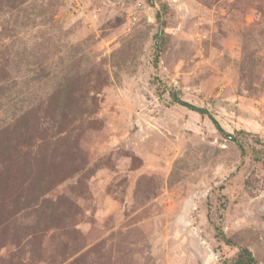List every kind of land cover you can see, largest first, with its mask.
<instances>
[{"label":"rangeland","instance_id":"rangeland-1","mask_svg":"<svg viewBox=\"0 0 264 264\" xmlns=\"http://www.w3.org/2000/svg\"><path fill=\"white\" fill-rule=\"evenodd\" d=\"M242 248L264 264V0H0V264Z\"/></svg>","mask_w":264,"mask_h":264},{"label":"trees","instance_id":"trees-1","mask_svg":"<svg viewBox=\"0 0 264 264\" xmlns=\"http://www.w3.org/2000/svg\"><path fill=\"white\" fill-rule=\"evenodd\" d=\"M158 46V45H157ZM158 55H155L154 57V64L157 62ZM170 97L172 99V102L176 105H179L181 107H184L190 111H193L201 116H207L208 119L211 121V123L214 125L216 130L223 134L227 139L235 141V139L231 136L228 135L227 133L224 132L223 129L218 125L217 121L213 118V116L204 108L196 107L190 103H187L183 100H181L174 92L170 93ZM225 242V244H230V241L225 239L224 236H221ZM233 264H259L258 262L255 261V259L252 257L250 251H248L245 248L239 249L237 256L233 262Z\"/></svg>","mask_w":264,"mask_h":264}]
</instances>
